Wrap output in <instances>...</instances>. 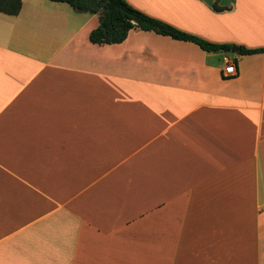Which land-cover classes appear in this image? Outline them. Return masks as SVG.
Returning <instances> with one entry per match:
<instances>
[{"label":"crops","instance_id":"1","mask_svg":"<svg viewBox=\"0 0 264 264\" xmlns=\"http://www.w3.org/2000/svg\"><path fill=\"white\" fill-rule=\"evenodd\" d=\"M125 1L234 47L0 13V264H264V0Z\"/></svg>","mask_w":264,"mask_h":264},{"label":"trees","instance_id":"2","mask_svg":"<svg viewBox=\"0 0 264 264\" xmlns=\"http://www.w3.org/2000/svg\"><path fill=\"white\" fill-rule=\"evenodd\" d=\"M65 3L77 13L98 15L99 24L89 34V41L97 45L119 44L129 31L139 29L169 37L176 41L189 42L207 52H230L233 45H217L182 32L164 22L151 18L134 9L125 0H49ZM216 8V6L214 5ZM21 9V0H0V13L16 16ZM239 55L260 53L263 50H247L236 47Z\"/></svg>","mask_w":264,"mask_h":264},{"label":"built area","instance_id":"3","mask_svg":"<svg viewBox=\"0 0 264 264\" xmlns=\"http://www.w3.org/2000/svg\"><path fill=\"white\" fill-rule=\"evenodd\" d=\"M223 60L226 64V66L223 70V76L224 77L234 76L235 75V69H234L233 63L227 57H224Z\"/></svg>","mask_w":264,"mask_h":264}]
</instances>
